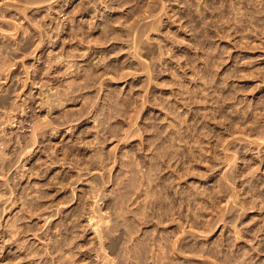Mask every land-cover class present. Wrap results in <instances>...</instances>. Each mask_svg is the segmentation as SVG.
I'll use <instances>...</instances> for the list:
<instances>
[{"label": "rangeland", "instance_id": "374dc122", "mask_svg": "<svg viewBox=\"0 0 264 264\" xmlns=\"http://www.w3.org/2000/svg\"><path fill=\"white\" fill-rule=\"evenodd\" d=\"M0 264H264V0H0Z\"/></svg>", "mask_w": 264, "mask_h": 264}]
</instances>
